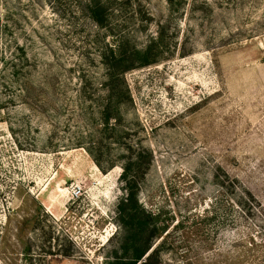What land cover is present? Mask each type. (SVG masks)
Listing matches in <instances>:
<instances>
[{"label": "rangeland", "instance_id": "374dc122", "mask_svg": "<svg viewBox=\"0 0 264 264\" xmlns=\"http://www.w3.org/2000/svg\"><path fill=\"white\" fill-rule=\"evenodd\" d=\"M75 1L0 0V264H107L122 244V164L103 174L75 147L97 130L110 42ZM143 4L142 49L169 19L166 0ZM167 35L173 56L127 73L123 110L153 156L140 199L160 264H264V0H188ZM58 237L71 257L53 255Z\"/></svg>", "mask_w": 264, "mask_h": 264}, {"label": "trees", "instance_id": "16d2710c", "mask_svg": "<svg viewBox=\"0 0 264 264\" xmlns=\"http://www.w3.org/2000/svg\"><path fill=\"white\" fill-rule=\"evenodd\" d=\"M187 2L188 0H166L169 19L160 24L157 39L142 49L136 44V38L129 29L132 23L137 25L152 21L143 0L75 1L77 13L86 21L106 30L110 37L106 52L102 54L107 95L98 100V110L94 113V125L97 130L94 135H90L87 142L79 141L75 145L76 148L86 149L103 174H108L122 164L120 181L125 195L117 207V214L123 229V238L119 251L115 252L107 264H160L161 261L165 247L162 231L155 216L140 199L153 156L141 141H133L135 133L124 126L123 110L133 101L125 77L129 72L160 63L167 59L166 55L173 56L170 43H166L167 38L169 39L167 33L172 30L174 24L178 26V20L183 17ZM91 99L92 96H89L88 100ZM114 146H118L121 151L117 156L114 155ZM221 176V181L217 176L220 186L229 191L230 195L235 196L236 187L244 190L239 181L231 182L223 171ZM245 193L246 195L237 198L235 196V199L238 206L251 215L248 208L254 197L246 191ZM35 228L43 231L39 216ZM49 238L53 240L54 237L51 234ZM56 239L58 241L55 247L58 250L53 255L71 257L72 242L65 237V244L62 245L59 243V237Z\"/></svg>", "mask_w": 264, "mask_h": 264}, {"label": "built area", "instance_id": "2783aa9c", "mask_svg": "<svg viewBox=\"0 0 264 264\" xmlns=\"http://www.w3.org/2000/svg\"><path fill=\"white\" fill-rule=\"evenodd\" d=\"M81 193V191L78 189V191H76V194L78 195V194H80Z\"/></svg>", "mask_w": 264, "mask_h": 264}]
</instances>
